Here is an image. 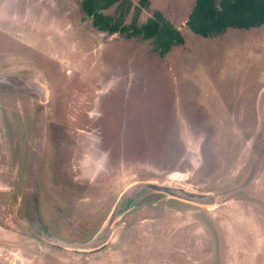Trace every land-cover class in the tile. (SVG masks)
Returning <instances> with one entry per match:
<instances>
[{"label": "rangeland", "instance_id": "1", "mask_svg": "<svg viewBox=\"0 0 264 264\" xmlns=\"http://www.w3.org/2000/svg\"><path fill=\"white\" fill-rule=\"evenodd\" d=\"M82 1L0 0V264H264V24L196 35L195 0L104 12L138 28L162 15L184 40L162 53L133 27L93 28ZM139 182L215 205L152 193L89 251L23 217L88 244Z\"/></svg>", "mask_w": 264, "mask_h": 264}, {"label": "trees", "instance_id": "2", "mask_svg": "<svg viewBox=\"0 0 264 264\" xmlns=\"http://www.w3.org/2000/svg\"><path fill=\"white\" fill-rule=\"evenodd\" d=\"M126 2V0H83L80 8L92 18L93 28L98 31L109 34L123 33L128 31L129 27H133L136 31H132L131 34L142 35L145 39L154 38L156 43H161L162 53L184 41L180 32L170 28L167 23L163 25L160 23L161 20L163 21L160 14H156L155 19H150L140 28L135 26L134 21L127 27L123 25L122 17L113 19L104 14L110 6L116 3L122 5ZM193 5L187 26L194 34L205 38L222 35L231 28L250 29L264 24V0H195ZM139 12L140 10L137 9L135 20Z\"/></svg>", "mask_w": 264, "mask_h": 264}, {"label": "water", "instance_id": "3", "mask_svg": "<svg viewBox=\"0 0 264 264\" xmlns=\"http://www.w3.org/2000/svg\"><path fill=\"white\" fill-rule=\"evenodd\" d=\"M152 193H162L168 198L178 199L199 206L212 207L215 205L214 195L210 192L201 193L190 191L183 187L157 184L155 182H139L133 184L121 194L114 210L110 213V216L106 220L99 236H97L94 241L88 244H80L65 242L53 238L52 236H46V239L50 243L67 248L84 251L96 250L109 242L112 237L114 223L119 221L126 213L134 208L138 201Z\"/></svg>", "mask_w": 264, "mask_h": 264}, {"label": "flooded vegetation", "instance_id": "4", "mask_svg": "<svg viewBox=\"0 0 264 264\" xmlns=\"http://www.w3.org/2000/svg\"><path fill=\"white\" fill-rule=\"evenodd\" d=\"M32 79H30L31 81ZM17 90H20L17 88ZM21 90H35V91H42L44 90V86H42L41 83H38L37 81H31L28 83V88H25V89H21ZM45 94L46 95V90H44ZM30 209H28L26 212H25V215L23 217H25V221L27 223V225L32 229L33 232H36L38 235L41 236V238L43 240H47L46 239V236H48L49 232L44 230V228L42 226L39 225V223L37 221H35L34 219H38V213L37 211H35V209L29 207ZM40 219V218H39ZM41 220V219H40Z\"/></svg>", "mask_w": 264, "mask_h": 264}, {"label": "crops", "instance_id": "5", "mask_svg": "<svg viewBox=\"0 0 264 264\" xmlns=\"http://www.w3.org/2000/svg\"><path fill=\"white\" fill-rule=\"evenodd\" d=\"M213 38V37H212Z\"/></svg>", "mask_w": 264, "mask_h": 264}]
</instances>
